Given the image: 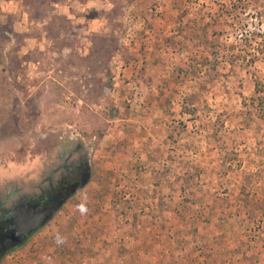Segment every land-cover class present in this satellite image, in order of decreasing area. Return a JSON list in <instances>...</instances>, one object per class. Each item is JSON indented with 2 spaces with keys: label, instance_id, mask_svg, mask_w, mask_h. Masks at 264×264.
I'll list each match as a JSON object with an SVG mask.
<instances>
[{
  "label": "rangeland",
  "instance_id": "374dc122",
  "mask_svg": "<svg viewBox=\"0 0 264 264\" xmlns=\"http://www.w3.org/2000/svg\"><path fill=\"white\" fill-rule=\"evenodd\" d=\"M68 156L0 264H264V0H0V206Z\"/></svg>",
  "mask_w": 264,
  "mask_h": 264
},
{
  "label": "flooded vegetation",
  "instance_id": "af4514ba",
  "mask_svg": "<svg viewBox=\"0 0 264 264\" xmlns=\"http://www.w3.org/2000/svg\"><path fill=\"white\" fill-rule=\"evenodd\" d=\"M70 158L68 156L64 160L58 161L56 165L52 166V169L49 173H47L43 178L39 179L37 181V184H35V188H37V191H33L32 187L27 192H18L15 197H13L12 200L8 201L10 202L9 206H7V202L4 204V206H0V259L6 255L9 251L14 249L16 246H8V243L10 242L7 238L12 234L13 230H7L5 231L6 222L13 220L10 217L11 214V207L14 203L17 202L19 199V196H25L27 197L26 204L31 205H47L50 204L53 199H55L59 194L64 193L65 191H68L73 187L79 179L82 178L83 174L86 172V168L79 167L76 169L77 165L84 164V162H81L80 159H77L75 161L71 160L70 162H66L67 159ZM76 163V166L74 165ZM60 166H63L62 168ZM69 166V167H67ZM60 169L62 171H60ZM57 171V173L54 175V173ZM81 177V178H80ZM72 195V194H71ZM1 205V204H0ZM40 210H36L34 213H30L29 215H22L17 219L16 221V229H21L19 226L21 224H28L29 221L34 219V216H39ZM27 216V218L25 217ZM22 220V221H20ZM6 221V222H5ZM18 222V223H17Z\"/></svg>",
  "mask_w": 264,
  "mask_h": 264
},
{
  "label": "water",
  "instance_id": "95a60500",
  "mask_svg": "<svg viewBox=\"0 0 264 264\" xmlns=\"http://www.w3.org/2000/svg\"><path fill=\"white\" fill-rule=\"evenodd\" d=\"M88 180V174L84 173L82 178L73 185V187L71 189H69L68 191H65L62 194H59L55 199H53L51 201L50 204L47 205H26V204H19L18 206H16L13 211L10 214L11 219L13 220V222L11 221H7L6 227H5V231L7 230H13L12 234L7 238L10 242L8 243V246L6 247H11V246H15L18 245L20 243H22L24 241V239L34 230H36L37 228H39L42 224H44L46 222V220H48L53 213L56 211V209H58L60 207V205L66 200V198H68L70 196L71 193H73L74 191L80 189L82 186H84L86 184ZM36 210H40L41 213H39V216H34L35 218L32 219L31 221L28 222V224H21L19 226V228L21 229H16L15 230V226H16V221L17 219H19V217L21 216V214H23L24 212H29V213H33ZM22 221V220H20ZM18 223V222H17Z\"/></svg>",
  "mask_w": 264,
  "mask_h": 264
},
{
  "label": "bare ground",
  "instance_id": "6f19581e",
  "mask_svg": "<svg viewBox=\"0 0 264 264\" xmlns=\"http://www.w3.org/2000/svg\"><path fill=\"white\" fill-rule=\"evenodd\" d=\"M27 218V216H25Z\"/></svg>",
  "mask_w": 264,
  "mask_h": 264
},
{
  "label": "clouds",
  "instance_id": "9594fccd",
  "mask_svg": "<svg viewBox=\"0 0 264 264\" xmlns=\"http://www.w3.org/2000/svg\"><path fill=\"white\" fill-rule=\"evenodd\" d=\"M83 210V209H82Z\"/></svg>",
  "mask_w": 264,
  "mask_h": 264
}]
</instances>
